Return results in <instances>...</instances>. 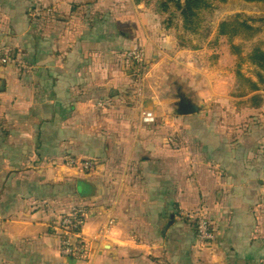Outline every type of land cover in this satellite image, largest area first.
I'll return each instance as SVG.
<instances>
[{"label":"crops","instance_id":"1","mask_svg":"<svg viewBox=\"0 0 264 264\" xmlns=\"http://www.w3.org/2000/svg\"><path fill=\"white\" fill-rule=\"evenodd\" d=\"M162 20L134 0H0V264H264V88L240 91L228 47L208 71ZM170 76L204 108L175 115ZM77 205L81 259L48 231Z\"/></svg>","mask_w":264,"mask_h":264},{"label":"trees","instance_id":"2","mask_svg":"<svg viewBox=\"0 0 264 264\" xmlns=\"http://www.w3.org/2000/svg\"><path fill=\"white\" fill-rule=\"evenodd\" d=\"M244 1L248 3H264V0ZM134 2L136 4L144 3L148 7L152 5L155 15H166L167 19L162 23L164 28H175L176 30L182 28L185 35H191L195 38L202 32L203 14L212 10L208 0H134ZM259 33L260 28L255 26L253 22L240 20L238 17H235L220 22L215 30L214 38L211 41L210 39L206 40L207 47L212 50L219 48L218 44L222 41H226L229 54L235 58L234 74L240 91H257L260 88H264V42L254 46L247 53L243 52V44L234 43L235 40L249 42ZM176 40L177 46L181 49H198L195 46L197 41L194 39L193 41L185 40L183 36L177 34ZM8 60L9 64L10 58ZM131 65L133 77L138 80L145 72V66L138 67L132 61ZM244 66L249 68V73L256 79V82H253L250 77L245 76L243 73ZM73 208H80L85 211L83 207L78 205ZM70 210L59 215V217L66 216ZM59 217L54 218V220Z\"/></svg>","mask_w":264,"mask_h":264},{"label":"built area","instance_id":"3","mask_svg":"<svg viewBox=\"0 0 264 264\" xmlns=\"http://www.w3.org/2000/svg\"><path fill=\"white\" fill-rule=\"evenodd\" d=\"M128 56L138 67L146 66L143 50L130 52ZM8 62L7 57H0V68L6 66ZM62 166L76 174L90 173L95 168V164L92 161L74 157L65 158L62 161ZM84 216V210L73 208L66 216L55 219L49 225V233L60 241L59 253L62 256L78 259L86 257V242L81 234ZM184 216L194 227L198 240L201 243L209 244L215 240L216 230L203 211L186 213ZM108 226L109 224H105L106 229ZM98 238L101 239L99 235Z\"/></svg>","mask_w":264,"mask_h":264},{"label":"rangeland","instance_id":"4","mask_svg":"<svg viewBox=\"0 0 264 264\" xmlns=\"http://www.w3.org/2000/svg\"><path fill=\"white\" fill-rule=\"evenodd\" d=\"M211 4L212 10L210 12H205L202 16L203 23L201 26L202 32L198 37H193L191 35H185L182 31V28H179L176 31V35H181L184 37L185 40H192L197 41L195 44L196 50L201 57L208 58L207 63V70H213L211 67L216 63L213 59L215 53L212 49H209L206 45V40L210 39V41L214 38V31L217 28L218 24L222 21L230 20L235 17H238L240 20H246L248 22H253L255 26L260 28V33L253 38L249 42H241L240 40H235V44H243V52L247 53L253 48L254 46L264 42V3L258 2H245L244 0H208ZM152 4V3H151ZM152 6V5H151ZM163 17L162 22L167 19L166 15H161ZM180 24V23H179ZM219 48H227L226 41H222L218 44ZM181 49L180 47H178ZM218 49V48H217ZM189 50V49H183ZM217 56V55H216ZM231 56V55H230ZM218 57V56H217ZM233 57V56H232ZM235 66V65H234ZM234 66L230 67V71H234ZM248 72L249 69L246 68ZM246 71V72H247ZM183 83V79L179 76L175 79L173 76H170L167 81L165 82V86L162 85L160 88H165L167 97L171 94V87L175 84L176 87H179L180 83ZM224 84H230V79L228 76L224 79Z\"/></svg>","mask_w":264,"mask_h":264},{"label":"water","instance_id":"5","mask_svg":"<svg viewBox=\"0 0 264 264\" xmlns=\"http://www.w3.org/2000/svg\"><path fill=\"white\" fill-rule=\"evenodd\" d=\"M173 104L176 106L175 108V115H185V114H193L199 112L204 106L196 105L190 101V99L183 95L180 96L178 104L176 101L173 100ZM178 106V107H177Z\"/></svg>","mask_w":264,"mask_h":264},{"label":"flooded vegetation","instance_id":"6","mask_svg":"<svg viewBox=\"0 0 264 264\" xmlns=\"http://www.w3.org/2000/svg\"><path fill=\"white\" fill-rule=\"evenodd\" d=\"M180 96H182V93L180 91V88H176L175 91L171 94L170 97L172 98V100L176 101L177 104H178V101H179Z\"/></svg>","mask_w":264,"mask_h":264}]
</instances>
